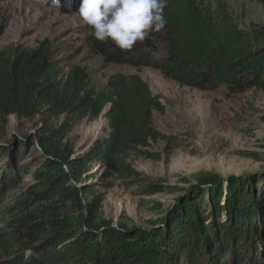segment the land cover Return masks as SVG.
<instances>
[{
    "label": "trees",
    "instance_id": "1",
    "mask_svg": "<svg viewBox=\"0 0 264 264\" xmlns=\"http://www.w3.org/2000/svg\"><path fill=\"white\" fill-rule=\"evenodd\" d=\"M249 1L264 11V0ZM163 11L165 27L131 50L96 40L85 24L86 54L104 66L150 68L202 92L264 93V25H243L226 0H167ZM6 28L0 16V38ZM102 112L104 135L76 155L73 127ZM164 113L136 74H115L95 90L87 68L64 72L49 40L0 49V264H264V187L255 194L250 186L257 179L193 175L148 230L104 219L96 189L110 187L108 180L136 186L142 197L175 193L130 163L157 160L151 145L172 144L153 125L154 114ZM11 117L38 118V136L3 142ZM33 148L35 172L25 166Z\"/></svg>",
    "mask_w": 264,
    "mask_h": 264
},
{
    "label": "rangeland",
    "instance_id": "2",
    "mask_svg": "<svg viewBox=\"0 0 264 264\" xmlns=\"http://www.w3.org/2000/svg\"><path fill=\"white\" fill-rule=\"evenodd\" d=\"M235 18L243 25H264L263 8L249 0H226ZM51 0L41 4L37 0H0V16L7 21L0 38V49L21 45L33 48L49 40L55 48V60L64 72L70 66L87 68L91 87L102 88L115 74L138 75L165 106L163 115L154 114L153 125L161 133L172 137V144L158 142L149 151L158 159L133 157L132 168L151 181L175 191L142 197L136 186L128 187L118 180H108L110 187L99 185L103 198L102 215L113 225L136 226L148 230L151 222L161 221L168 208L194 183L199 173L218 175L225 182L231 177L260 175L250 184L255 194L264 187V93L248 91L230 95L224 87L215 92H202L165 79L150 68L102 65L86 54L83 45L85 24L76 13L80 0ZM109 106L104 110L108 112ZM102 115L97 121L87 120L73 127L69 137L76 155L86 151L103 136L107 122ZM39 119L17 121L9 119L6 144H18L38 136ZM31 150L25 166L35 172ZM103 170L99 171L102 174ZM99 177V176H98ZM28 177L25 185L32 183ZM97 182V180H95ZM189 182V183H188ZM230 186L224 187L222 202L228 197Z\"/></svg>",
    "mask_w": 264,
    "mask_h": 264
},
{
    "label": "clouds",
    "instance_id": "3",
    "mask_svg": "<svg viewBox=\"0 0 264 264\" xmlns=\"http://www.w3.org/2000/svg\"><path fill=\"white\" fill-rule=\"evenodd\" d=\"M37 2L46 4L48 0ZM51 5L59 6L60 2L51 0ZM166 5L167 0H80L76 13L90 26L96 40L131 50L150 31L160 32L165 27Z\"/></svg>",
    "mask_w": 264,
    "mask_h": 264
},
{
    "label": "water",
    "instance_id": "4",
    "mask_svg": "<svg viewBox=\"0 0 264 264\" xmlns=\"http://www.w3.org/2000/svg\"><path fill=\"white\" fill-rule=\"evenodd\" d=\"M109 110H110V106H109L108 111H109ZM103 112H104V111H103ZM103 112H102L101 116L103 115ZM261 175H262V174H260V175H248V176L239 177V178H242V179H258Z\"/></svg>",
    "mask_w": 264,
    "mask_h": 264
}]
</instances>
